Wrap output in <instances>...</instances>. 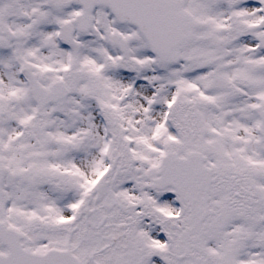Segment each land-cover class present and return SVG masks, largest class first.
<instances>
[{"label":"snow or ice","instance_id":"obj_1","mask_svg":"<svg viewBox=\"0 0 264 264\" xmlns=\"http://www.w3.org/2000/svg\"><path fill=\"white\" fill-rule=\"evenodd\" d=\"M0 264H264V0H0Z\"/></svg>","mask_w":264,"mask_h":264}]
</instances>
